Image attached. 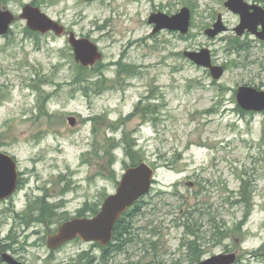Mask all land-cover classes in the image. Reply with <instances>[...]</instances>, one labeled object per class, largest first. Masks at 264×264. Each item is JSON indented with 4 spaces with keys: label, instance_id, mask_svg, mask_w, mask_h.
Returning <instances> with one entry per match:
<instances>
[{
    "label": "rangeland",
    "instance_id": "rangeland-1",
    "mask_svg": "<svg viewBox=\"0 0 264 264\" xmlns=\"http://www.w3.org/2000/svg\"><path fill=\"white\" fill-rule=\"evenodd\" d=\"M26 5L92 40L103 60L85 69L67 35L29 34L19 18ZM184 7L191 11L188 34H152L151 14L172 16ZM4 9L17 20L0 37V152L14 157L25 177L19 192L0 202L4 251L22 264H76L84 253L103 264L102 251L80 240L50 250L47 228L55 232L59 215L100 209L115 194L131 165L126 136L156 174L133 225L135 241L108 264H190L187 243L194 237L205 253L200 261L237 253L236 264H264L253 257L264 246V113H247L236 100L241 86L264 90V43L250 36L232 49L223 41L231 33L210 42L203 31L211 11H223L221 0H0ZM225 20L229 28L238 23L226 13ZM204 48L225 68L221 80L184 56ZM127 67L132 72L119 74ZM105 136L119 145L113 165L99 146ZM244 184L248 209L236 204ZM46 196L53 211L46 223L36 221L41 204L25 214ZM186 216L196 231L191 238Z\"/></svg>",
    "mask_w": 264,
    "mask_h": 264
},
{
    "label": "water",
    "instance_id": "water-1",
    "mask_svg": "<svg viewBox=\"0 0 264 264\" xmlns=\"http://www.w3.org/2000/svg\"><path fill=\"white\" fill-rule=\"evenodd\" d=\"M228 1L227 6L241 16L239 34L242 35L246 28L251 32H255L259 19L264 27V10L257 8L258 11L250 14L249 11L254 6L248 5L243 0ZM19 18L25 20L28 29L33 32L44 35L51 32L58 37L63 36L66 32L64 26L51 19L40 8L32 5H26L22 9ZM190 19V10L184 8L179 14L172 17L162 13L153 14L149 19V23L155 25L154 34L162 30H170L179 31L186 35L190 30ZM16 20V16L10 10H0V37L8 35ZM209 32L214 37L220 32V29ZM257 35L261 40H264V29L263 32ZM69 44L73 48L76 62L83 67H94L96 63L103 60V55L99 51L98 46L87 38L79 39L75 34L71 33L69 35ZM184 55L197 66L209 70L214 80L223 78L225 69L213 64L211 53L208 49H203L200 52H185ZM237 103L244 111L264 112V91H259L249 86H242L237 91ZM68 123L71 127H75L77 125L76 117H69ZM155 174L156 170L146 162L127 168L119 181L115 194L109 195L104 200L100 211L95 216L92 218H74L67 221L57 229L55 234L49 236L48 247L50 250L55 251L64 244L76 239H80L85 243L98 244L103 248L108 247L113 240L115 226L119 220L136 203L150 193ZM17 186V163L10 155L0 152V201L12 196ZM0 254L2 261L6 264H22L9 253H3L0 250ZM237 261L238 254L229 253L215 255L198 264H236Z\"/></svg>",
    "mask_w": 264,
    "mask_h": 264
},
{
    "label": "trees",
    "instance_id": "trees-1",
    "mask_svg": "<svg viewBox=\"0 0 264 264\" xmlns=\"http://www.w3.org/2000/svg\"><path fill=\"white\" fill-rule=\"evenodd\" d=\"M26 31L31 35H39L37 33L31 32L28 29ZM237 48H239V47H236L234 49H237ZM131 69H132V67H127V69L125 71H123L122 69L121 70L119 69V74H122V72H126L127 70H131ZM82 70H84V69H82ZM127 72H132V71H127ZM78 80L79 81H77V82L82 83L80 81V79H78ZM94 85L96 86V88H98L99 91L104 89L102 81H98ZM140 105L137 106L134 115H138L140 113V111H141ZM42 107H44L43 103H42ZM42 107H39V109H41ZM98 142H100L99 146H101V149L104 153L103 154L105 156L104 158L111 160L110 163H111V165H113L115 163V162H112V158H114L113 152H114V150H116L118 148L119 145L115 144L111 138H106V136L103 139L99 140ZM121 142L123 144V149H124L126 157L129 158V160L131 161L130 166H136L142 162H145V157L137 149L138 145H137L135 140H129L125 136ZM244 194H245V184L242 186V189H241V198L242 199H241V201L237 202L236 204H245L244 206L246 207V209H248L249 204H248L246 196ZM142 208H143V201H140L138 204H136L132 209H130L119 220V222L115 226L113 241L107 248H101L100 246H97V248H99L102 251L101 260L104 262L103 264H108L109 260L112 256L125 252L127 246L129 244H132L135 241V238H134L135 233H134L133 225L135 223L136 218L142 212ZM39 209H40V213L38 214V217H36V221L41 222V223H46V216L50 214L49 211H52L51 207L47 206V205H42V206H40ZM98 211H99V207L97 209H88V206H85L83 209H81L78 212V217H85L86 214H88V213L95 215ZM250 214H251V212L246 213V215L244 217L245 221L248 219V217H250ZM59 216L61 217L59 223H61L62 221H65V220H69V218L66 217V215H59ZM186 218H187V220L183 226L185 228V234L187 236H189V238H191V237L196 235V231L192 229L193 224L191 226L189 225V221H190L189 216H186ZM222 234H223V232L220 231L219 235H218L219 240H222L220 238V236ZM197 241H198L197 237H194V240H191V241H189V239H188V243H187L188 260H189L190 264L195 263L197 260L200 262V260L202 259V257L205 254L203 251L198 252L199 246L197 245ZM155 246H156V244L153 245V247H155ZM194 246H196V247H194ZM253 257L259 258L264 262V246H262L260 248V250H258L257 252L253 253ZM95 260H96L95 257L92 258V256L90 257L89 254L84 253L80 257V262L76 263V264H93L95 262ZM2 263L3 262L0 258V264H2Z\"/></svg>",
    "mask_w": 264,
    "mask_h": 264
},
{
    "label": "flooded vegetation",
    "instance_id": "flooded-vegetation-1",
    "mask_svg": "<svg viewBox=\"0 0 264 264\" xmlns=\"http://www.w3.org/2000/svg\"><path fill=\"white\" fill-rule=\"evenodd\" d=\"M245 3H247L248 5H250V6H254V7H256V8H251L250 9V11H249V13L250 14H254L255 13V11H258V9L257 8H261L262 10H264V7L262 6L263 4L260 2L261 0H255V2L254 1H247V0H243ZM229 1L228 0H221V7H222V10L224 11H216L215 13H214V11H211L212 12V17H211V19H210V22H209V25L207 26V27H205V29H204V31H203V35H205V37L210 41V42H212V43H215V42H217L219 39H221L223 36H222V34H226V33H231L232 34V37H231V41H230V39L229 38H227V39H224L223 41H225V42H227L228 43V45H230V47H232V49L233 48H236V47H240L241 46V44L239 43V41L240 40H242L243 38H245V37H250V36H253L255 39H257L258 41H260L261 43H264V40H261V38L257 35V34H260L261 32H263V29H264V27H263V24L261 23V20L259 19L258 20V25H257V27L255 28V32H251L248 28H246L245 30H244V32L242 33V35L241 34H239L240 33V30H239V27H240V25H241V16H240V14H236L235 12H233L232 11V9L229 7V6H227V3H228ZM262 4V5H261ZM184 8H187V7H184ZM183 8V9H184ZM189 9V8H188ZM190 10V9H189ZM182 11V10H181ZM180 11V12H181ZM179 12V13H180ZM159 13H161V12H159ZM179 13H177V14H179ZM225 13L227 14V15H232V16H235L237 19H238V23H237V25L234 27V28H229L228 27V24H227V21L225 20ZM153 14H158V13H153ZM153 14H151L150 15V17L153 15ZM162 14H164V13H162ZM177 14H175V15H177ZM190 14H191V11H190ZM164 15H166V14H164ZM175 15H172V16H175ZM168 16V15H167ZM172 16H170V17H172ZM150 17H149V19H150ZM148 23H149V20H148ZM190 23H191V19H190ZM150 24V23H149ZM151 26H153V31H152V34L154 35V29H155V25L154 24H150ZM190 26H191V24H190ZM218 29H220V32L217 34V35H215L214 37H212V35H211V33L209 32V31H211V30H214V31H216V30H218ZM162 31H164V30H162ZM162 31H160V32H162ZM166 31H170V30H166ZM190 31V30H189ZM174 32H178V33H180L179 31H174ZM72 32H70V31H68L67 29H66V32H65V34H64V36H69L70 34H71ZM159 33V32H158ZM189 33V32H188ZM157 34V33H156ZM181 35H183L182 33H180ZM241 42V41H240ZM238 44V45H237ZM204 49H208L209 51H210V53H211V58H212V62H213V57L212 56H214L213 55V53H212V50H210L209 48H204ZM238 49V48H237ZM203 49H201L200 51H202ZM200 51H197V52H200ZM233 51H238V50H233ZM185 54V53H184ZM185 56V55H184ZM249 87H251V86H249ZM252 88H255V89H257V90H259V91H264V90H262V89H260V88H256V87H252ZM247 113H257V112H247ZM260 113H264V112H260ZM3 153V152H2ZM6 154H8V153H6ZM15 159V158H14ZM15 161H16V159H15ZM17 162V161H16ZM18 164V163H17ZM25 177L24 178H22L21 176H20V172H19V170H18V186H17V189L15 190V192H14V194L15 193H17V192H19V190L21 189V187H22V182H24L25 180ZM14 194L12 195V196H10L9 198H7V199H5V200H2V201H0V202H6L7 200H9L10 198H12L13 196H14ZM47 198H48V196H46V197H40V198H37V199H35L34 201H32L31 203H29V206L27 207V212L25 213V214H30L31 213V210H32V206H34V205H36V206H39L40 204H41V206L42 205H45V204H48V201H47ZM89 214V213H88ZM64 215H66V213H64ZM65 221H67V220H65ZM65 221H62V222H65ZM61 222V223H62ZM47 243H48V238H49V236L50 235H53V234H55V232H53V231H51L50 229H48L47 228ZM75 241H77V240H75ZM96 247V246H95ZM62 248V247H61ZM0 250H1V252H5V251H3V249H2V246L0 245ZM0 258H1V254H0Z\"/></svg>",
    "mask_w": 264,
    "mask_h": 264
}]
</instances>
